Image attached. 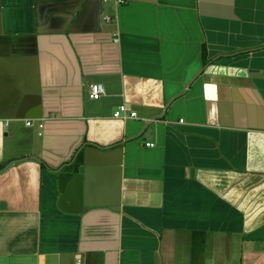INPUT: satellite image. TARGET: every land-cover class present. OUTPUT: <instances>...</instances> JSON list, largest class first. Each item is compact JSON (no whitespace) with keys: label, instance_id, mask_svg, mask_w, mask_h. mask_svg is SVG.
Listing matches in <instances>:
<instances>
[{"label":"crops","instance_id":"1","mask_svg":"<svg viewBox=\"0 0 264 264\" xmlns=\"http://www.w3.org/2000/svg\"><path fill=\"white\" fill-rule=\"evenodd\" d=\"M0 264H264V0H0Z\"/></svg>","mask_w":264,"mask_h":264},{"label":"built area","instance_id":"2","mask_svg":"<svg viewBox=\"0 0 264 264\" xmlns=\"http://www.w3.org/2000/svg\"><path fill=\"white\" fill-rule=\"evenodd\" d=\"M103 1H108V0H103ZM117 4H122L125 2V0H115ZM105 19L107 21L111 20L110 16H106ZM104 94V88L101 83H94L91 86V91H90V97L93 99H98ZM137 113L135 111H130L129 108L125 105L122 104L118 107V109L114 112V117L116 118H129V117H136ZM30 124V123H28ZM147 146H153L154 144L151 142L146 143Z\"/></svg>","mask_w":264,"mask_h":264},{"label":"trees","instance_id":"3","mask_svg":"<svg viewBox=\"0 0 264 264\" xmlns=\"http://www.w3.org/2000/svg\"><path fill=\"white\" fill-rule=\"evenodd\" d=\"M78 160L80 159L81 160V152L79 151L78 154H77V157H76Z\"/></svg>","mask_w":264,"mask_h":264},{"label":"water","instance_id":"4","mask_svg":"<svg viewBox=\"0 0 264 264\" xmlns=\"http://www.w3.org/2000/svg\"><path fill=\"white\" fill-rule=\"evenodd\" d=\"M148 131H150V128L148 129Z\"/></svg>","mask_w":264,"mask_h":264}]
</instances>
